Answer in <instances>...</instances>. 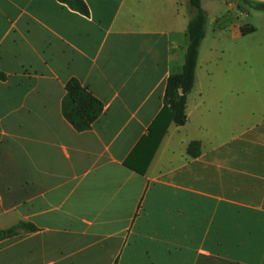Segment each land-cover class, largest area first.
I'll list each match as a JSON object with an SVG mask.
<instances>
[{"label": "crops", "instance_id": "0c3cea01", "mask_svg": "<svg viewBox=\"0 0 264 264\" xmlns=\"http://www.w3.org/2000/svg\"><path fill=\"white\" fill-rule=\"evenodd\" d=\"M83 1L88 18L0 0V231L29 226L0 264H264V12L248 5L264 0H201L187 122L158 146L191 0ZM71 81L103 107L85 132L63 114Z\"/></svg>", "mask_w": 264, "mask_h": 264}, {"label": "trees", "instance_id": "16d2710c", "mask_svg": "<svg viewBox=\"0 0 264 264\" xmlns=\"http://www.w3.org/2000/svg\"><path fill=\"white\" fill-rule=\"evenodd\" d=\"M66 4L73 11L85 16H90L88 6L83 0H57ZM256 11L264 12V4L248 3ZM192 19L187 35L189 46L186 54L185 65L182 74L169 78L165 93V107L155 121L150 133L157 135V146L162 137L167 133L168 127L174 123L182 127L187 122L186 107L188 96L192 92L196 78L201 44L206 36L207 13L201 8V0H191ZM255 30L244 28V36L254 33ZM6 75L0 71V80L5 81ZM67 96L63 104V114L68 122L78 131L85 132L99 119L103 107L78 81H71L67 87ZM200 144L193 143L189 147V154L195 156ZM21 229H29L26 224H21L7 231H0V242L18 236ZM34 230L33 227H31Z\"/></svg>", "mask_w": 264, "mask_h": 264}]
</instances>
